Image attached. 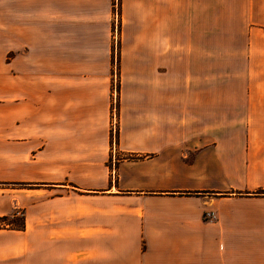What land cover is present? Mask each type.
I'll list each match as a JSON object with an SVG mask.
<instances>
[{"label": "crops", "instance_id": "1", "mask_svg": "<svg viewBox=\"0 0 264 264\" xmlns=\"http://www.w3.org/2000/svg\"><path fill=\"white\" fill-rule=\"evenodd\" d=\"M113 10L0 0V264H264V0H120L114 144Z\"/></svg>", "mask_w": 264, "mask_h": 264}, {"label": "rangeland", "instance_id": "2", "mask_svg": "<svg viewBox=\"0 0 264 264\" xmlns=\"http://www.w3.org/2000/svg\"><path fill=\"white\" fill-rule=\"evenodd\" d=\"M120 25H121V19H120V17L118 19H116L115 11H114V22H113L114 33L116 30V27L118 28V33H117L116 37H113V53H112V65H113V70H112V119H111V127H110L111 128V140H112V142H113V138H114L112 124L114 121V114H116V111H114V107L117 106V105L114 106V104H113L114 95H116V97H118L119 91H120V49H121ZM139 159H141V158H139ZM135 160H138V158H135ZM109 166H110V168H112L111 164ZM8 188H11V189H23L24 188L25 189V187L21 186V185L9 186ZM26 189H28V188H26ZM257 194L264 196V190L258 191ZM15 213H19V214L16 217V219L12 220L13 222L11 223V225H8L7 221H5V219L1 218L0 219V226L4 227V226L8 225V228L10 230H19L20 227H22L23 223H24V228H23V230H24L25 229V219H26L25 210L23 208H20V209H17L15 211Z\"/></svg>", "mask_w": 264, "mask_h": 264}, {"label": "built area", "instance_id": "3", "mask_svg": "<svg viewBox=\"0 0 264 264\" xmlns=\"http://www.w3.org/2000/svg\"><path fill=\"white\" fill-rule=\"evenodd\" d=\"M119 3H120V0H114V11H115V17H116V19L119 18ZM117 33H118V28L116 27L115 37L117 36ZM113 104H114V106L117 105V97H116V95H114V102H113ZM116 108H117V106L114 107V111H116ZM112 128H113V133H114V138H113V144H114V141L116 140V131H117L116 115L115 114H114V121H113V124H112ZM113 151L116 152V148H115L114 145H113ZM205 218L207 220H210V221L214 220V218H215L214 213L213 212L206 213L205 214Z\"/></svg>", "mask_w": 264, "mask_h": 264}, {"label": "trees", "instance_id": "4", "mask_svg": "<svg viewBox=\"0 0 264 264\" xmlns=\"http://www.w3.org/2000/svg\"><path fill=\"white\" fill-rule=\"evenodd\" d=\"M135 159V158H138L139 159V157H130V159ZM24 187H28V185H24ZM262 193V192H261ZM18 213H14L13 215H11L10 217H4L3 219H5V221H7V223H8V225H11V223L13 222L12 220L13 219H16V217L18 216L17 215ZM23 228H24V223H23V226L22 227H20V229L19 230H23Z\"/></svg>", "mask_w": 264, "mask_h": 264}]
</instances>
